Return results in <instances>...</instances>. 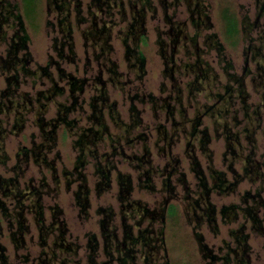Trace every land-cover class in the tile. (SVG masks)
Instances as JSON below:
<instances>
[{
    "label": "trees",
    "instance_id": "trees-1",
    "mask_svg": "<svg viewBox=\"0 0 264 264\" xmlns=\"http://www.w3.org/2000/svg\"><path fill=\"white\" fill-rule=\"evenodd\" d=\"M158 1L168 28L158 29L156 42L159 46L158 52L164 62L163 75L172 80L170 89L164 84L161 86L160 95L152 91L143 93L141 90H135L136 86H131L136 81H142L146 75V56L140 44L147 39L145 25L147 11H154L155 14L158 11L154 0H128L129 9H126L122 0H95L94 4L99 10L98 12L89 11L90 16L82 12L81 0H47L48 13L53 11L57 14V26L60 27L63 35L61 42H58L57 37L54 38L53 47L58 58L52 55L47 65H37L36 68L33 67L34 59L29 49L31 37L25 15L27 14L28 17L37 10L40 0H22L23 6H21V1L0 0V44H6L5 54L0 57V70L5 73L7 84L0 91L2 98L0 112H5L6 115L14 112L11 132L19 134L26 127L28 120L26 114L34 110V106L37 107L38 113L44 114L50 102L55 103L56 116L47 120L44 116L39 117L38 125L42 140L31 148L22 147L17 155L18 162H27L31 158L37 164L45 162L46 158L41 150L54 147L57 128L61 125L64 127V136L75 135L74 146L79 149L74 167V172L77 174L76 180H79L75 195L85 214L90 205L88 177L83 171L88 156L97 160L96 170L101 176L96 184L99 193L111 187V172L113 169L116 170L115 161L111 158L115 155L124 156L131 161L138 171L141 187L154 192L157 190L154 182L155 175L161 178L162 191H167L168 195L164 197L162 206L150 208L140 201L131 199L134 190L131 175L118 173L119 199L123 202V235L119 237L116 229L108 227L111 220L115 219L113 208L102 209L104 216L101 224L106 258L97 261L100 242L96 234H91L87 246L90 251L89 264H114V262L136 264L140 257L145 264H169V261L161 254L165 242L164 229L160 227L157 231L154 223L158 221L163 223L167 215L176 214L177 206L171 200L179 197L176 191L177 185H181L184 189L183 198L188 202L187 208L192 211L189 218L195 220L194 228L207 224L209 229L217 235L220 232L217 221L219 212L227 221H236L240 215L245 218L244 223H241L237 229L231 230L233 243L230 240H224V246L220 247V250L225 249L222 253H216L213 247L207 244L203 233H195L206 264H251L250 235L246 233V222H250L253 232L264 236L263 188L259 187L254 192L246 190L241 196L240 204H224L220 208L211 201L210 195L212 192L228 195L236 192L239 184L245 179L255 183L264 177L263 164L256 157L258 142L255 135L260 127L264 133L262 47L250 45V48L246 49L243 74H238L233 71L234 64L225 54L224 42L220 40L217 33L209 31L213 28V23L201 0ZM181 2L186 3L188 7L193 33L187 31L189 25L186 22L175 21L173 16L167 12L169 7L177 6ZM73 3H75L76 11L74 17H72ZM117 7L120 10L116 9ZM257 7L255 22L249 23L248 18L245 17L242 27L240 20L229 9L222 11L225 33L229 39L237 41L240 33L245 32L247 35L251 29L258 26V19L264 15V0H257ZM116 11L127 22L125 29L119 31L122 35L129 74H133V77L127 74L126 80H122L126 74L120 70L119 64L112 55L114 52L111 43L112 31L118 25L114 20ZM105 16L111 19L107 20ZM48 24H53L50 19ZM83 24H87L82 29L83 38L86 44L88 40L92 41L94 59L99 66L94 78L95 84L99 83V85L88 101L86 98L81 99V94L85 92L90 78L68 72L62 67L64 60L75 63L78 60L73 27L75 25L82 28ZM261 37L263 38L262 35ZM200 39L203 40V47L199 44ZM206 45L209 48H204ZM209 50H215L219 62L224 63L225 75L217 73L206 59ZM248 50H252V53ZM181 51H183L184 58L178 64L176 56ZM251 60L256 61L255 72L258 76V79L253 78L254 83L261 84L263 88L261 100L257 103L249 102L250 94L247 91L246 77L252 72L250 70ZM51 65L56 67L58 79L50 70ZM91 67V58L86 55L84 68L87 70ZM179 75L188 77V79L181 81ZM29 78H33L34 81L46 78L51 85L47 89L38 90L35 96H32L29 92L21 90L22 84H25ZM57 80H65L66 86L60 85ZM108 83L119 85L120 87L117 88L122 91L129 89V97L132 101L129 107V121L122 117L117 108V101H113L108 94ZM64 95H66V101L55 99ZM136 101L149 104L153 110L157 132L153 144L158 154L166 158L161 168L155 166L153 162L150 146L151 134L146 130L142 111L136 105ZM85 102L90 108V113L86 115L90 125L79 126V118L70 116L76 110L84 108ZM206 120L211 123V127ZM212 133L215 137H223L225 140L226 149L223 156L224 161L229 160L228 171L215 169L212 166L213 151L210 148ZM241 134L247 138L249 143L246 146L247 149L241 144ZM6 135L7 128L0 125V162L2 163H6L8 158L6 153L2 154ZM182 136L190 170L198 179V186L201 188L199 197L196 198L190 194L192 192L191 182L182 167V158L174 152V147L181 141ZM136 144L142 146L140 152L126 153V147L132 148ZM236 145L239 146V150ZM100 147L110 149L100 153ZM197 150L209 158L211 184L197 155ZM21 155L23 159L20 158ZM103 161L105 163H102ZM238 162L241 163V171H238L236 167ZM45 163L55 171L52 160ZM21 168L18 163L13 170H25ZM22 172L24 174V171ZM20 178L19 172L14 177H0V193L13 200L10 208L0 197V264H13L2 242L3 223H6L10 240L15 250L18 251L27 246V236L31 232L26 217L29 213L33 214L38 228L39 243L43 247L41 254L37 257L38 264H81V259L78 258L80 247L68 238L67 224L61 219L62 209L58 206L51 207L54 217L50 223H46L43 198L48 193L45 189L47 183L35 185L31 178L22 187ZM54 178L57 180V174H54ZM68 185H71V181ZM131 220L134 221L131 222ZM146 221L148 224L144 226ZM59 252L70 256L61 257ZM28 259L29 256H25V260Z\"/></svg>",
    "mask_w": 264,
    "mask_h": 264
},
{
    "label": "rangeland",
    "instance_id": "rangeland-1",
    "mask_svg": "<svg viewBox=\"0 0 264 264\" xmlns=\"http://www.w3.org/2000/svg\"><path fill=\"white\" fill-rule=\"evenodd\" d=\"M14 2H19L22 0H13ZM95 0H81V9L86 16H90L89 11L98 12V6L94 4ZM119 1V0H117ZM126 5V9H129L128 0H122ZM169 1V0H168ZM203 6L206 7V12H208L209 17L213 23V28L210 29V32L217 33L220 40L224 42L225 45V54L227 58L230 59L234 64V70L238 74H243V65L245 63V52L246 49L250 48V45L255 47L261 46L262 53L264 56V15L258 19V26L251 29L246 35L245 32L240 33L237 41L231 40L227 37L225 33L224 20L222 16V11L224 9H229L231 13H234L241 22V27L244 23V18H248V22H255L257 18V0H201ZM155 5L158 7V11L155 14L154 11H147L146 16V28H147V39L142 41L140 44L142 51L146 56V75L144 79L140 82L136 81L134 84H131L132 87L136 86L135 90H141L149 92L152 91L156 95L161 94V86L164 84L169 89L172 85V80L166 78L163 75L164 62L162 56L158 52L159 46L156 42L158 29L165 30L168 28L164 20V14L161 5L158 0H154ZM47 0H40V6L35 10L31 15L26 17L27 29L30 34L29 49L33 55L34 63L33 67L36 68L37 65H47L50 56L58 58L57 52L54 50V41L55 37L58 38V42L62 41V32L60 27L57 26V14L53 11L48 13ZM23 6V4L21 5ZM75 3L72 5V17L75 16ZM116 9H119L117 7ZM117 12V11H116ZM169 15L173 16L175 21L186 22L188 26V32L193 33L194 29L190 26V16L189 10L186 3L181 2L177 6H171L167 9ZM101 18L102 16H100ZM155 15V16H154ZM129 17V15H128ZM107 20H110V17L105 16ZM52 21V25L48 24V20ZM114 20L118 23L117 27L112 31V40L111 43L114 47V52L112 53L114 59L119 64L120 70L126 74L122 80L128 78L127 74L130 77H133V74H129L128 62L125 58L124 45L122 41V35L119 33L120 29H125L126 19L121 18L119 12L114 14ZM129 21V19H127ZM55 22V24H54ZM87 24H83L82 28H78L74 25L73 29V38L75 42V49L77 52L78 60L77 62H71L64 60L62 67L72 73H76L81 77H89L88 85L85 87V92L81 94V99H89V97L96 92V87L99 83L95 84V76L98 72V63L94 59L93 48L91 47V40H88V44L85 43L83 38L82 29L86 27ZM263 36V38L261 37ZM200 46L203 47V40L200 39ZM204 48H209L207 45ZM6 44H0V57L5 54ZM68 49V48H66ZM88 52V53H87ZM249 53H252V50H248ZM86 55H89L91 58V68H84L86 62ZM184 58L183 51L176 56V62L180 63V60ZM206 59L214 67V70L220 75H225L223 71V64L219 62V58L216 55L215 50H209V53L206 54ZM256 61H250V70L252 72L248 73L246 77L247 82V91L250 94V103H257L261 99V93L263 88L261 84L257 85L254 83L253 78L258 76L255 72ZM50 70L53 71L55 78L58 79V74L56 67L51 65ZM107 74H105L106 76ZM181 81H185L188 77L179 75ZM226 78V76H225ZM60 85L66 86L65 80H57ZM5 73L0 70V91L6 86ZM50 82L46 78L34 79L29 78L25 84H22L21 90L29 92L30 95L35 96L38 90H44L50 87ZM111 83L107 84V92L110 95L113 101H117V108L121 112L122 117L129 121L130 118V105L131 99L129 97V89L122 91L118 86ZM120 87V86H119ZM135 92V91H134ZM0 96V101H1ZM58 101H66V95L58 96L55 98ZM202 99V97H201ZM71 102V99L68 100ZM138 108L142 111V116L144 119V125L147 127V131L150 132V146L152 150V159L157 167H163L166 162V158L159 155L157 148L153 144L156 140L157 132L155 130L156 121L153 116V110L149 104H141L135 102ZM34 106V110L29 111L27 115L26 127L19 134L11 132L12 124L14 122L15 114L12 112L9 115H6L5 112H0V125L7 128V135L4 136L3 151L2 154L6 153L8 156L6 163L0 162V177L9 178L14 177L18 172L21 176L20 183L25 186L26 182L29 179H33V184L40 185L43 182H46V191L43 198L45 205V217L46 223H50L53 220L52 208L58 206L62 209L61 219L67 224L69 231L68 238L71 241L77 243L80 247L78 258L81 259V264H89L88 255L90 251L88 250V241L91 234H96L100 242V248L98 250L97 261L104 260L106 255L104 254V241H103V227L101 224V219L104 216L102 209L111 207L115 211V219L111 220L108 225L109 229H116L119 237H122L124 227L122 224V210L123 202L119 199V184H118V173L130 174L133 183L134 190L132 191L131 199L140 201L143 205H146L150 208H156L162 206L161 203L166 195L167 191H162V180L158 175H155L154 182L156 186V191L152 192L149 189L143 188L140 185V180L138 178V171L131 164L129 159H126L124 156L115 155L111 159L115 161L116 170L113 169L111 172V187L104 189L101 193L98 192L97 182L101 179L100 173L96 170V158L92 156L87 157V163L83 167V171L88 177V186L90 192L88 194L89 207L87 213L82 212V207L78 204V199L76 198L75 191L77 189L79 180L77 179V174L74 172V167L79 155V149L74 146L75 135L64 136L63 131L64 127L61 125L57 128L56 132V143L54 147L50 149H43L41 153L45 155L46 161H53L55 166V171L52 170L45 162L37 164L33 158L29 159L27 162L20 161L18 162V153L21 151L22 147L31 148L35 144L39 143L41 138L39 117L44 116V118L50 119L56 116V106L54 102H50L48 110L42 114L38 113ZM194 110V109H193ZM90 113V108L87 105V102L84 104V108L76 110L70 117L79 118V126H89L90 122L86 119V115ZM110 123V121H109ZM211 127V123L206 120ZM111 125V124H110ZM112 127V125H111ZM256 140L258 142L257 149V159L260 160L263 164L264 172V133L260 127L256 131ZM212 142L210 143V148L213 151V168L228 171L227 166L229 160L224 161L223 153L226 149V143L223 137H215L212 133ZM241 144L243 148L249 145L247 138L243 134L240 135ZM236 148L239 150V146L236 145ZM109 147H100L99 151L109 150ZM142 146L136 144L135 147L129 148L126 147L125 151L128 154L133 152H140ZM245 149V150H246ZM1 152V151H0ZM174 152L178 153L182 158V167L187 173L188 179L191 184L190 187L192 192L190 193L192 197H199V191L201 188L198 186V179L194 176L193 172L190 170L189 158L186 157L184 151V138L181 137V141L178 142L174 147ZM197 155L202 163L205 174L210 180L209 177V158L206 154L197 150ZM23 159V155L20 156ZM20 163V167L25 170L23 172L18 170L14 171L13 167ZM102 163H105L104 161ZM28 164V165H27ZM241 163H236L238 171H241ZM54 174H57V180L54 178ZM229 177H231L229 175ZM71 181V185H68V182ZM175 183V182H174ZM69 186V187H68ZM259 187L263 188L264 195V177L262 180L252 183L248 179H245L241 184H239L237 191L228 195H220L216 192H212L210 199L212 202L218 205L220 208L224 204L230 203H241V196L246 190H252L254 192ZM161 189V190H160ZM176 191L178 193V198L171 200L177 206V212L174 215H167L166 220L161 223V221L155 222L154 227L158 231L160 227L164 229V238L165 242L162 247L161 254L169 261V264H206V259L203 258L202 252L200 251L199 245L197 243L195 233L200 232L205 235L207 244L210 247H213L216 253L224 252L225 249L220 250V247L224 246V240H230L232 243L234 241L233 236L231 235V230L237 229L241 223L245 222V218L240 215L236 221H227L223 216L218 213L217 221L219 224L220 232L215 235L208 227L207 224H203L200 228L195 227V220L189 218V214L192 215L190 208H187V201L183 198L184 189L181 185H177ZM0 197L3 198L8 207H12L13 200L11 198L5 197L0 193ZM130 214V212H128ZM138 216V215H137ZM28 223L31 228L30 234L27 236V246L18 251L15 250L14 244L10 240L9 232L7 230L6 223H3V237L2 242L6 246L7 253L10 256V260L13 264H38L37 257L41 254L43 247L39 243L38 228L33 214H27ZM134 220H131L133 222ZM146 221L143 225H147ZM247 229L246 233H249V243L251 245V264H264V236L259 235L253 232L250 228V222H246ZM47 250H49L47 248ZM46 250V251H47ZM29 256L28 260H25V256ZM59 255L62 257H68L70 255L59 252ZM114 264H119L115 263ZM136 264H145L142 258H138Z\"/></svg>",
    "mask_w": 264,
    "mask_h": 264
}]
</instances>
